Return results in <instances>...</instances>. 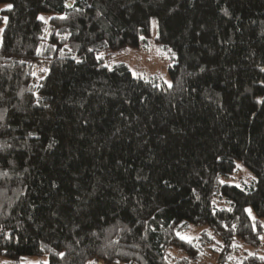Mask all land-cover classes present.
Wrapping results in <instances>:
<instances>
[{"label":"trees","instance_id":"trees-1","mask_svg":"<svg viewBox=\"0 0 264 264\" xmlns=\"http://www.w3.org/2000/svg\"><path fill=\"white\" fill-rule=\"evenodd\" d=\"M3 4L0 258L262 264L264 0ZM152 39L171 88L106 66Z\"/></svg>","mask_w":264,"mask_h":264},{"label":"rangeland","instance_id":"rangeland-1","mask_svg":"<svg viewBox=\"0 0 264 264\" xmlns=\"http://www.w3.org/2000/svg\"><path fill=\"white\" fill-rule=\"evenodd\" d=\"M7 5H0V19L1 12L7 9ZM6 22L0 23V45L2 43V34L5 28ZM158 29L156 23L153 26V38L157 36ZM125 63L133 73L135 77H139L142 79H146L149 81H154L158 85H167L171 80L169 78L168 70L170 66L173 64L171 55L166 52L159 44H157L153 39L147 46V48H141L138 50L134 49H126L120 53L114 54L110 57H107L105 60V64L108 67H112L115 64ZM167 81L168 83H165ZM253 176L252 174L240 166L238 172L233 175L228 180L224 182H228L232 185L242 186L244 182H251ZM262 225H264V219L262 220ZM264 228V226H263ZM205 228L191 229L189 232L185 233L183 236L189 237L190 239L196 238L200 236L199 234ZM264 233L261 236V245L258 248L249 247L244 244H239L235 249L234 259L236 261L242 262L248 256H256V257H264ZM175 253V252H174ZM252 255H249V254ZM248 255V256H247ZM212 259V258H211ZM48 263L47 256H23L18 260H10L7 258H0V264H46ZM205 264H215L214 260H210L205 262ZM262 264H264V260H262Z\"/></svg>","mask_w":264,"mask_h":264},{"label":"snow or ice","instance_id":"snow-or-ice-1","mask_svg":"<svg viewBox=\"0 0 264 264\" xmlns=\"http://www.w3.org/2000/svg\"><path fill=\"white\" fill-rule=\"evenodd\" d=\"M66 6H70V5H66ZM12 8V5L9 4L7 5V10H11ZM63 18V17H62ZM39 19L41 20H44L43 17H39ZM5 22L7 21V17L4 18ZM141 39H143V37H141ZM91 51V50H90ZM262 71H264V69H261ZM165 83H168L167 81H165ZM168 87L171 88L172 85L169 83L168 84ZM237 168L240 167V165H236ZM253 179H255V177H253ZM221 183H223V181H221ZM237 187H239V185H237ZM246 212H248L249 216L252 217V212H251V209H245ZM252 219H255V217H252ZM264 226V225H262ZM255 227V226H254ZM179 236V239L182 240V241H187L188 243H191V239L189 237H186V236H183V235H180L179 233L177 234ZM262 239H264V237H262ZM249 255H252L251 253ZM59 256L61 258H63L64 256V253H59ZM259 259L261 260H264V257H259ZM90 264H95V262H90ZM116 264H119V262L117 261Z\"/></svg>","mask_w":264,"mask_h":264}]
</instances>
